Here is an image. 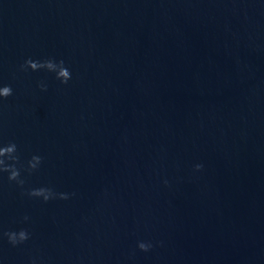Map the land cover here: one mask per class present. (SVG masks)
I'll return each instance as SVG.
<instances>
[{
	"label": "water",
	"instance_id": "water-1",
	"mask_svg": "<svg viewBox=\"0 0 264 264\" xmlns=\"http://www.w3.org/2000/svg\"><path fill=\"white\" fill-rule=\"evenodd\" d=\"M6 84L0 142L44 159L0 174V233H32L0 264H264V0H0Z\"/></svg>",
	"mask_w": 264,
	"mask_h": 264
},
{
	"label": "clouds",
	"instance_id": "clouds-1",
	"mask_svg": "<svg viewBox=\"0 0 264 264\" xmlns=\"http://www.w3.org/2000/svg\"><path fill=\"white\" fill-rule=\"evenodd\" d=\"M39 71L41 69L55 73L56 79L63 84H67L72 78L70 69L66 66L63 59L57 60L55 57H47L44 59L27 58L21 65L20 70ZM39 87L42 90H47V84L40 82ZM13 95V88L11 85L0 86V97L7 98ZM43 157L39 154H33L27 162L21 161L19 154V146L15 141L8 143L0 142V174L7 173L8 180L15 182L18 186L23 188L26 179L22 173L27 172L32 174L39 170L43 163ZM197 171L202 170L204 165L198 163L195 166ZM167 184L168 181L165 180ZM26 195L31 198L42 199L43 202H48L53 199L68 200L76 195L75 192H58L50 186L33 187L26 190ZM30 217L25 215L23 221H29ZM32 233L28 228H20L19 230H8L0 233V238L6 237L8 242L13 246H18L25 243L31 238ZM162 243V242H161ZM137 247L142 251H150L154 245L151 241H138ZM31 264H36V259L33 258Z\"/></svg>",
	"mask_w": 264,
	"mask_h": 264
}]
</instances>
